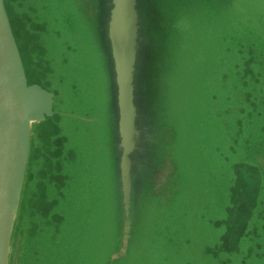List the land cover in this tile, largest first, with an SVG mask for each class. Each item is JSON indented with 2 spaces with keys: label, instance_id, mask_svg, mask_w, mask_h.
<instances>
[{
  "label": "water",
  "instance_id": "water-1",
  "mask_svg": "<svg viewBox=\"0 0 264 264\" xmlns=\"http://www.w3.org/2000/svg\"><path fill=\"white\" fill-rule=\"evenodd\" d=\"M12 1L13 6L18 4V0ZM53 3L55 23H65L61 35L69 43L58 50L59 68L67 72L60 80L70 92L63 101L49 91L41 74L44 55L33 38V32L41 28L16 15L14 9L10 20L8 1L0 0V264H85L83 252L93 234L99 235L95 251L103 258L95 259L97 264H142L146 260L149 243L143 241L139 222L148 216V210L163 218L175 205L174 193L183 169L172 155L176 142L173 99L180 95L181 80L191 85L195 79L191 75L202 72L208 55L219 56L218 61H210L218 75L224 72L220 65L230 66L232 74L236 65L251 73V111L261 110L256 119L258 132L251 134L248 173L249 181L256 183L255 191L246 195L234 182L229 189L231 205L225 211L229 219L237 212L232 207L239 209L244 199L247 204L251 199V219L256 217L259 226L251 225L248 254L243 250V256L251 254L252 261L264 264V217L256 205L260 188L264 194V0H165L163 8L161 0ZM86 52L96 55L93 71L87 58L84 63ZM97 73L104 75L102 85L110 99L112 90L111 113L91 105L94 82L81 86L82 79L87 75L95 78ZM85 98L88 103L82 102ZM56 106L59 111L55 114ZM94 114L102 127L99 131ZM253 115L251 112V118ZM51 119H55L51 126L37 127ZM77 127L83 131L80 135L74 131ZM79 136L85 148L91 146L95 155L101 153L105 167L102 182L93 192L89 190L85 182L92 172L86 161L87 172L81 175L78 190L79 217L65 223V217L58 216L59 224L69 229L70 245L61 251L55 244L50 249L35 248L31 240L40 234L42 220L47 216L56 221V211L77 190L76 173L70 171L77 158L68 144ZM34 138L41 141L42 156L36 159L33 152L28 169ZM36 161L48 170L41 180L52 189L50 193L39 185L30 194L27 190L30 182L36 183L35 173L29 171ZM175 169L176 178L170 180ZM238 219L236 216L234 221L236 231L245 227ZM21 226L32 243L26 257L19 252ZM234 242L224 248L226 259L222 246L210 249L205 264H229L228 257L242 250ZM192 264L199 263L193 260Z\"/></svg>",
  "mask_w": 264,
  "mask_h": 264
},
{
  "label": "rangeland",
  "instance_id": "rangeland-1",
  "mask_svg": "<svg viewBox=\"0 0 264 264\" xmlns=\"http://www.w3.org/2000/svg\"><path fill=\"white\" fill-rule=\"evenodd\" d=\"M7 1L10 20L11 9H14L16 15L22 18L27 17L32 24L41 28L33 32V38L39 44L40 51L44 55L41 74L46 77L47 88L57 98L60 97L61 101L64 96L70 97L69 88L66 84L62 85L60 80L63 76H67V72H62L59 68L58 59L61 56L58 54V50L60 45L66 47L69 43L61 35L65 23L61 20L60 23H55V14L52 10L56 5L54 3L52 5V0H18V4L14 6L13 1L11 4L10 0H6V4ZM14 34L17 39L15 31ZM219 42L221 44V33ZM204 43L210 44L211 42L204 41ZM208 57H206L207 61L203 60L205 62L202 68L203 73H193L191 77L195 79L191 81V85L188 81L181 80L180 95L174 96L173 99L172 120L176 127V142L172 148V155L177 163L179 161L182 164L183 169L180 171V177L176 184L174 195L177 200L175 205L170 207L163 218H159L162 217L161 215L155 216L151 210H148V216L139 222L142 234L145 235L143 241L149 243L146 246V260L142 264H192L193 260L199 264H205L207 254L210 249H215L216 245L222 246L221 249L224 250L222 255L226 259L224 248L234 244V240L242 247V250L228 257L229 264H256L251 260V254L247 258L243 256V250L247 253L246 248L251 239V225L259 226L256 217L251 219V199L247 204L245 199L243 201L242 195L237 193L238 199L243 201L239 205V209L232 207L233 211L237 210V215L231 213L228 219L225 210L231 205L229 189L234 182L243 188L246 195L253 194L255 191L256 183L249 181L251 177L248 176V173L251 169V134L256 135L258 132L256 119L259 118L258 113H261V110L255 108L254 111H251V73H245L240 67L241 65H236V73L232 74L230 66L224 67L219 64V70H224V72H221L222 75H218L210 61L213 58L218 61L219 56L208 55ZM86 58L90 63L91 71H93L92 62H97L95 53L90 56L87 52L83 53L84 63H86ZM73 60L74 58H72ZM98 60L102 61V57H99ZM82 68V66H78L79 70ZM202 78L208 80L204 81ZM104 79L103 74L98 75L97 73L95 78H90V75H87L86 80H81L82 87L87 86V82H94L95 91L91 105L99 111H108L113 104L112 90L110 99L109 91L102 85ZM82 102L88 103L89 100L85 98ZM63 106L65 109L66 103ZM58 111L59 106H56L55 114ZM95 112L99 114V112ZM251 112L254 113L252 118ZM94 116L97 125L95 129L99 131L102 127L99 128L97 116L95 114ZM54 122L55 119H51L46 124L37 127L40 129L51 126ZM74 131L79 135L83 132L79 127ZM30 138L32 139V134H30ZM253 139H256V136ZM84 146L80 136L68 144L69 150H74L77 158L76 164L70 170L76 173L77 190L70 196L68 203L60 206L56 211L58 214L56 221L47 218V216L42 220L40 234L31 240L34 242L35 248L45 250L55 244L56 248L61 251L70 245L72 237L69 229H65L59 224L58 216H64L65 223L72 219L76 221L79 217L81 206L78 190L82 183L81 175L87 172L86 161L88 165L90 164L89 173L92 172V177L90 179L86 177L88 182L87 180L85 182L86 185L88 183L89 190L93 192L94 187L99 186L102 182L101 175L105 169L102 155L99 151H96L95 155L93 147L86 146L85 148ZM88 148H90L89 151ZM31 150L34 151L28 161V169L31 168L33 152L36 159H41V141L34 138ZM257 161L262 162L259 158ZM38 162L41 161H36L34 168L29 170L35 173L34 178L37 183H29V188L27 187L29 194L37 185L41 190L46 188L48 193L52 190L41 180V174H46L48 170ZM176 175L177 169L172 173L170 180H174ZM168 181L166 180V184ZM166 189L167 186L160 193H164ZM261 190L260 188L258 191L260 193L258 200L256 199V205L260 207L261 215L264 217V194ZM96 197L99 198L100 194L96 193ZM244 215L246 216L243 219ZM236 216H239V223L245 224V227H240L238 231L234 224ZM93 220L94 215L90 221ZM18 236L22 239L20 255L26 257L32 249V243L27 237L24 226H21ZM98 238V234L90 236L91 244L87 247L85 254L83 252L85 264H88L90 257V264H97L95 259L100 260V253L95 251L94 244ZM85 239L88 240V234ZM88 253L89 255H87ZM137 262H133V264H137Z\"/></svg>",
  "mask_w": 264,
  "mask_h": 264
},
{
  "label": "snow or ice",
  "instance_id": "snow-or-ice-1",
  "mask_svg": "<svg viewBox=\"0 0 264 264\" xmlns=\"http://www.w3.org/2000/svg\"><path fill=\"white\" fill-rule=\"evenodd\" d=\"M160 6L163 8V7H166V3H165V0H161V4Z\"/></svg>",
  "mask_w": 264,
  "mask_h": 264
}]
</instances>
